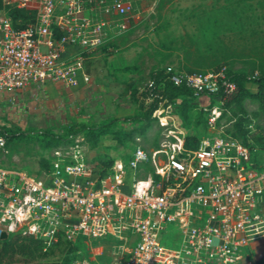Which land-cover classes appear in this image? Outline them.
Listing matches in <instances>:
<instances>
[{
  "label": "built area",
  "instance_id": "2783aa9c",
  "mask_svg": "<svg viewBox=\"0 0 264 264\" xmlns=\"http://www.w3.org/2000/svg\"><path fill=\"white\" fill-rule=\"evenodd\" d=\"M26 1L6 3L20 7ZM33 1L34 19L22 26L5 4L0 6V93H8L11 103L13 93L31 82L73 86L77 70L87 81L80 53L71 60L62 58L65 43H73L79 52L92 50L109 25L102 12L138 15L131 0ZM168 69L164 72L174 83L184 81L193 97H204L198 108L205 131L195 144L188 147L183 135L177 137V150L160 149L164 162L144 177L135 175L150 159L140 145L126 157L94 164L83 157L77 138L52 147L51 165L40 175L0 164V237L26 233L43 247L62 237L89 248L100 246L101 251V243L92 241L109 236L111 258L117 255L114 264L239 261L242 249L264 235V153L255 156L257 148L251 150L226 131L219 119L220 104L235 90L234 82L222 79L225 69L183 75ZM166 108L155 107L151 116L165 123ZM96 254L93 261L75 259L72 264H99Z\"/></svg>",
  "mask_w": 264,
  "mask_h": 264
},
{
  "label": "rangeland",
  "instance_id": "374dc122",
  "mask_svg": "<svg viewBox=\"0 0 264 264\" xmlns=\"http://www.w3.org/2000/svg\"><path fill=\"white\" fill-rule=\"evenodd\" d=\"M150 3L143 12L138 11L134 5L138 11L136 17L124 14L125 27L119 42L123 46L98 61L102 74L106 72L115 76L114 84H102L93 89L89 87L86 93L88 99L74 107V115L67 111L64 117H37L22 122L18 111L8 101L12 109H0V123L21 129L48 127L61 131L73 121L90 124L106 122L110 117L125 116L147 107L152 97L144 93V88L155 69L167 70L168 67V71L183 75L217 70L220 67L255 72L264 65V0H158L156 4ZM104 48L105 43L101 42L95 50L101 52ZM114 64L116 67L108 71L107 67ZM103 67H106L105 71ZM131 85L135 86L132 95ZM245 85L251 91L255 89L251 81H246ZM233 93L230 92L220 104L222 110L219 119L226 124V131L247 144L251 150L257 148L253 153L260 156L258 149L264 150V110L250 96L235 102L232 99ZM202 102L204 97H189L184 101L162 97L157 101V107L166 108L168 105V110L163 111L164 115H169L165 117V123L152 117L142 134L133 133L123 142L117 143L114 134L132 126L129 121L117 119L106 127V133L100 135L95 145L97 148L79 139L80 135L74 137L72 142L77 138L83 157L94 164L108 158L127 156L134 146L140 145L150 159L135 175L144 177L148 171L164 162L165 153L160 149H165L167 153L174 152L177 150V137L186 134L199 137L204 133V114L198 108ZM210 102L219 103L215 99ZM50 150L32 143H20L16 150L0 147V164L21 166L40 175L41 169H48L51 165ZM40 156L49 158V162L42 167L38 165ZM167 241L165 243L161 239V243L166 245L174 243L169 239ZM40 246L39 254L10 251L0 259V264H31L42 258L55 260L56 255L61 258L72 255V259L65 263L72 264L75 259L93 261L94 254L100 251V246L89 248L83 243L74 255L55 246V242L43 247L40 241ZM263 251L264 235L245 246L241 259L233 264H253L254 259ZM116 256L112 254V258L102 257L96 261L99 264H114Z\"/></svg>",
  "mask_w": 264,
  "mask_h": 264
},
{
  "label": "trees",
  "instance_id": "16d2710c",
  "mask_svg": "<svg viewBox=\"0 0 264 264\" xmlns=\"http://www.w3.org/2000/svg\"><path fill=\"white\" fill-rule=\"evenodd\" d=\"M9 0H0V6L4 5L7 8V13L11 16L12 20H16V24L19 26L25 25L34 19L35 2L33 0H27L23 6L16 7L6 2ZM158 2V0H157ZM156 2V3H157ZM225 81H232L235 83V90L232 95V99L235 102L240 101L241 98L250 96L258 101L259 106L264 110V65L253 70L244 69H225L222 77ZM151 83L144 88V93L152 100L148 103L147 107L139 112L131 113L125 116H113L106 122H100L96 124H90L86 122L73 121L65 125L61 131H54L48 127L44 128H18L9 127L0 123V136L3 138V145L1 148H8L10 150H16L20 143H32L40 148L51 149L59 145H65L72 143L73 138L76 135H80L82 140L86 142L90 147H94L100 137V135L106 133V128L117 119L126 120L132 123V126L126 130L120 131L115 136V142L121 143L126 138H129L133 133L142 134L145 128L149 125L152 116L151 111L157 107V101L159 98L165 97L168 100H186V98L193 97L192 88L188 86L184 81L174 83L167 77L164 69H155L151 73ZM251 81L255 89L249 90L245 82ZM135 91V86L131 85L130 94ZM205 128V123H204ZM198 136L195 134H186L183 138V143L186 146H193L197 141ZM264 153L263 149H259ZM255 155V154H254ZM256 156V155H255ZM126 157V156H121ZM112 158H108L102 164H108ZM49 162V158L46 156H40L38 160L39 167L44 166ZM21 167V166H18ZM24 168V167H21ZM27 169V168H25ZM29 172L31 170L27 169ZM34 173V172H33ZM113 239L106 236L103 239H94L93 244L101 243L103 247L100 253L95 255L96 259L101 260L102 257H110V251ZM82 242H71L65 238L59 237L55 241V246H59L60 249H65L66 252H76L79 249ZM104 245V246H103ZM40 241L26 233H3L0 237V259L10 253L13 250H19L22 252H29L30 254L38 253L40 250ZM105 247V248H104ZM105 249V251H104ZM72 259V255L68 257L55 256V260L51 259H39L31 264H65L67 260ZM97 262V261H96ZM68 264H71L68 263ZM253 264H264V251L260 253L253 261Z\"/></svg>",
  "mask_w": 264,
  "mask_h": 264
},
{
  "label": "crops",
  "instance_id": "0c3cea01",
  "mask_svg": "<svg viewBox=\"0 0 264 264\" xmlns=\"http://www.w3.org/2000/svg\"><path fill=\"white\" fill-rule=\"evenodd\" d=\"M133 1L136 8L139 9L138 11L141 12H143L145 7H148V3L155 2L156 4L157 2V0ZM123 16L124 15L114 14L111 12L101 13V17L109 22L102 41L105 43V48L102 51L100 50L101 52L96 51V48L92 50H82L79 52L78 48L73 43H65L64 50L61 54L62 58L64 60H71L76 54L80 53L82 56V71L86 72L89 76L87 81L82 80L80 75L81 71L77 70L76 76L78 82L76 85L65 86L61 83L51 81L31 82L23 89L13 93L15 102L12 104L14 109L18 111L19 116H21L19 118L20 121L26 122L37 117H43L44 119L64 117L67 115V111H70V113L74 115V107H77L79 104L81 105L85 99H88V95L86 93H88L89 87L93 89L98 85H108L115 82V76L113 74L106 72L102 74V71H99L101 65L98 61L104 57H109L114 51H117V49L123 46L119 43L123 38V31L125 27ZM114 21L123 23V26L112 25ZM115 67L116 65L114 64V66H109L107 68L109 69L108 71L111 72V69ZM105 70L106 67L105 69L103 67V71ZM8 97V93H0V109H12V106H9ZM69 108L73 109V111L69 110ZM95 147L97 148L98 146Z\"/></svg>",
  "mask_w": 264,
  "mask_h": 264
}]
</instances>
